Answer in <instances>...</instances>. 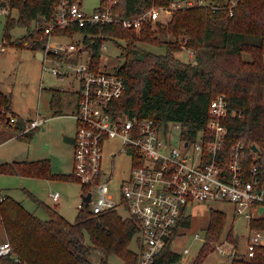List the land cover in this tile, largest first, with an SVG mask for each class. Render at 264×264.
<instances>
[{
	"label": "trees",
	"instance_id": "trees-1",
	"mask_svg": "<svg viewBox=\"0 0 264 264\" xmlns=\"http://www.w3.org/2000/svg\"><path fill=\"white\" fill-rule=\"evenodd\" d=\"M77 1L81 3L82 0ZM171 1L118 0L114 13L119 17L131 16ZM59 2L0 0V8L7 7L9 11L4 38L17 46L46 51L49 34L45 25L54 20ZM229 2L205 0L204 4L179 6L169 19L150 20L140 28L125 27L121 21H113L84 26L73 23L68 28H56L55 32H83L84 40L93 47L96 63L100 61L101 43L105 38L125 39L124 43L119 42L123 61L117 71L124 77L126 88L115 99V109L154 117L161 123L178 121L186 136L194 137L206 125L211 100L224 93L231 105L244 114L224 119L229 126L226 151L238 140L251 145L256 143L259 150L247 147L243 161L248 170L254 164L258 166L264 184V0H239L233 11ZM13 8L18 9L17 17L12 15ZM17 25L26 26L28 30L12 39L10 32ZM90 34L98 35L92 37ZM141 41L165 45L167 50L155 52L140 44ZM184 47L194 50L193 61L183 60L176 54ZM245 51L251 53V58L244 56ZM60 97V91L52 88L51 106L55 112L61 111ZM13 116L16 121L11 120ZM27 120L13 111L11 97L0 88V125L12 123L21 131ZM37 128L20 133V136L30 139ZM0 172L76 177L73 172L54 173L50 158L3 161ZM88 187L83 184V190ZM3 194L0 230L4 232L3 239L12 244V252L20 257L15 264H109L111 254L119 255L123 264H140L139 247L136 250L130 247L133 239L137 240V246L139 244L138 222L118 209L94 213L90 203L84 201L76 219L71 221L56 205L40 202L48 213V218H41L14 196ZM227 217L226 211L211 208L206 239L195 260L189 264L204 261V253L212 241L222 237ZM191 224L192 214L184 216L172 238L178 236L180 226L186 228ZM250 225L264 229V216L252 219ZM227 237L237 242L232 228ZM94 249L102 252L98 263L89 257ZM181 255L172 248L170 240L156 264H181ZM231 264H264V243L251 257H232Z\"/></svg>",
	"mask_w": 264,
	"mask_h": 264
},
{
	"label": "built area",
	"instance_id": "built-area-1",
	"mask_svg": "<svg viewBox=\"0 0 264 264\" xmlns=\"http://www.w3.org/2000/svg\"><path fill=\"white\" fill-rule=\"evenodd\" d=\"M117 1L101 0L97 9L87 12L80 1L60 0L54 20L45 25L49 34L45 60L52 61V73L61 77L75 74L79 80L75 88L78 93L76 109L71 113L76 121L73 173L83 184L89 185L83 193L92 189L89 201L92 212L118 209L135 218L140 237L139 263L156 264L164 247L170 240L172 245L177 237L172 238L181 219L190 215L189 205L224 201L233 205L235 215L244 216L251 222L264 216V184L258 166L254 164L248 170L243 161L245 149H253L251 143L238 140L226 151L229 126L224 119L243 117L244 114L231 105L224 93L211 100L206 125L194 137L186 136L178 121L161 123L154 117L117 111L114 101L126 88L117 66L114 71L101 69L94 59L91 43L84 40L83 32L81 39L65 34L58 38L62 34L56 33L55 29L68 28L73 23L84 26L121 21L125 27L140 28L150 20L164 19V15H171L179 6L205 3V0H172L169 4L153 5L135 15L119 17L114 13ZM238 1L230 0L231 11ZM2 9L8 10L7 7ZM106 39L101 43V50L107 48ZM94 40L92 38L91 42ZM8 43L4 38L0 49H6ZM84 54H87L85 60ZM43 68L47 67L44 65ZM11 120L16 121V117ZM44 121L45 118L39 115L27 120L24 132L39 127ZM175 128H178L177 132ZM113 137L121 139L123 149L131 157L129 172L119 185L118 198L108 184L114 169L110 175L104 176L103 167L105 142ZM115 155L116 151L112 150L111 156ZM95 189L97 196H94ZM51 195L58 200L60 192ZM3 198L4 194H0V199ZM182 229L180 226L179 234ZM251 230L253 233L248 235L244 253H238L237 242L228 237L216 241L215 249L233 257L253 256L258 246L264 243V229L251 227ZM189 251L190 248L185 247L184 252ZM183 254L181 264H185ZM15 260L20 257L12 252V244L0 242V264H15ZM202 263L204 261L199 264Z\"/></svg>",
	"mask_w": 264,
	"mask_h": 264
},
{
	"label": "rangeland",
	"instance_id": "rangeland-1",
	"mask_svg": "<svg viewBox=\"0 0 264 264\" xmlns=\"http://www.w3.org/2000/svg\"><path fill=\"white\" fill-rule=\"evenodd\" d=\"M101 0H82V7L87 12H93L100 6ZM9 11L0 8V42L5 37V22ZM12 15L18 16V9H12ZM171 15H164L162 18L169 19ZM27 27L17 25L11 30V38L16 39L27 32ZM72 36V35H71ZM77 38L83 35L78 33ZM107 48H103L100 54V68L107 71H114L116 66L122 63L120 43H124L123 38H107L105 40ZM150 50L163 53L167 48L165 45H156L140 42ZM6 49H0V88L7 93L12 100L13 111L22 118L34 119L38 115L46 117V121L35 129L30 139L19 138L18 133H25L24 128L18 132L14 124L0 125V162L18 160H37L50 158L52 171L54 173L70 174L74 171L73 146L64 141L63 134L73 135L75 133V119L70 114L76 109L75 88L79 85L78 77L75 74H67L63 77L51 72L52 61L39 59L34 49L26 46H17L12 43L6 44ZM176 54L186 61L195 59L194 50L184 47L176 51ZM87 54H84V60ZM246 58H251V53L244 52ZM44 65L47 68H43ZM52 88L60 90L61 111L66 113L53 115L54 109L51 107ZM70 91H64V90ZM63 90V91H61ZM70 103H69V102ZM29 131V130H28ZM178 131V128H175ZM19 133V134H20ZM264 133V131H263ZM115 150L116 155L111 156V151ZM131 166V157L127 150L122 147L119 137L109 138L105 142L104 154V176L110 175L114 169L108 184L119 197V185L121 179L125 177ZM109 172V173H107ZM0 194L9 192L15 199L22 202L27 210L33 212L41 218H48V213L40 202L56 205L58 210L69 220L74 221L83 202V183L76 177L50 176L40 177L32 175L0 172ZM60 192L61 199L55 201L51 196L54 192ZM32 193V195L29 194ZM97 196V190H94ZM92 204V203H91ZM218 208L226 211L228 217L224 233L219 239L223 241L227 238V232L232 228L239 238L237 239L238 253H244L247 249L248 235L252 234L250 221L244 216L234 214L233 205L224 201H211L210 203L196 202L188 206V212L192 214V224L190 227L182 229L172 242V248L183 254L185 264L195 260L207 236V225L210 220L211 208ZM127 216V213L120 210ZM0 240L3 239L4 232L0 230ZM198 234V235H197ZM218 241V240H217ZM216 242V241H215ZM215 242L204 253V263L202 264H231L232 257L227 252L223 253L218 248L215 249ZM228 242V241H227ZM230 244L227 243V246ZM130 247L136 250L137 240L133 239ZM185 247H189L188 253L184 252ZM93 262H100L102 252L94 249L89 255ZM182 263V262H180ZM109 264H123L122 258L117 254H111Z\"/></svg>",
	"mask_w": 264,
	"mask_h": 264
},
{
	"label": "crops",
	"instance_id": "crops-1",
	"mask_svg": "<svg viewBox=\"0 0 264 264\" xmlns=\"http://www.w3.org/2000/svg\"><path fill=\"white\" fill-rule=\"evenodd\" d=\"M81 3H82V1H81ZM56 33H59V34H62V35H60L58 38H63V34H65V35H72V36H74L75 37V35L76 34H78V33H80V34H82V32H80V31H78V32H76V33H74V34H69V33H64V32H56ZM83 35V34H82ZM75 38H77V37H75ZM79 39H81V38H79ZM7 48V47H6ZM5 50V49H4ZM39 51L40 52H42V53H39ZM36 53H37V55H38V57H39V59H41V60H43V61H45V56H46V54H45V51L44 50H41V49H39V50H37V51H35ZM58 90V89H57ZM60 91V90H59ZM61 91H63V90H61ZM64 91H70V90H68V89H66V90H64ZM74 92V94L76 95V99H78V93L74 90L73 91ZM77 101V100H76ZM69 102V101H68ZM60 103H62V101H61V97H60ZM70 103V102H69ZM60 106H61V104H60ZM52 107V106H51ZM53 109V108H52ZM61 114H66V113H60V112H55V109H54V112H53V115L52 116H54V115H61ZM71 115V114H70ZM72 116V115H71ZM40 117H42V116H40ZM73 117V116H72ZM43 118H45V121H46V117H43ZM44 121V122H45ZM43 122V123H44ZM42 125V124H41ZM40 125V126H41ZM40 126L38 127V128H40ZM75 126H76V121H75ZM16 128V127H15ZM37 128V129H38ZM17 130H18V128H16ZM18 132H19V130H18ZM75 132H76V128H75ZM20 133V132H19ZM17 134L18 135V137L19 138H22L21 136H20V134ZM65 133V132H64ZM63 134V133H62ZM73 135H75V133L73 134ZM0 138H1V136H0ZM65 141V140H64ZM67 142V141H66ZM68 143H70V144H72V146H73V157H74V142H68ZM14 160H18V159H14ZM0 189H2V188H0ZM5 193H8L9 194V192H5ZM82 193H83V191H82ZM83 195V194H82ZM52 196V195H51ZM61 199V195H60V197H59V199L58 200H55V201H59ZM84 199V198H83ZM237 236V235H236ZM240 236V235H239Z\"/></svg>",
	"mask_w": 264,
	"mask_h": 264
},
{
	"label": "water",
	"instance_id": "water-1",
	"mask_svg": "<svg viewBox=\"0 0 264 264\" xmlns=\"http://www.w3.org/2000/svg\"><path fill=\"white\" fill-rule=\"evenodd\" d=\"M39 53H42L39 51ZM63 139L67 142H74L75 141V136L71 135V134H67V133H63ZM253 149L258 151L259 147L257 146L256 143H253L252 145ZM83 194V198L85 201L89 202L91 199V195H92V189H90L87 193H82ZM263 209V207H262ZM237 237H239V233H237Z\"/></svg>",
	"mask_w": 264,
	"mask_h": 264
}]
</instances>
